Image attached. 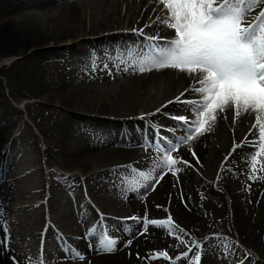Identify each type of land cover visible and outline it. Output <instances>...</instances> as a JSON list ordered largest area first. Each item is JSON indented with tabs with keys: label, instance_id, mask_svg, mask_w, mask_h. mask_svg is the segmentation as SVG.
Wrapping results in <instances>:
<instances>
[{
	"label": "bare ground",
	"instance_id": "1",
	"mask_svg": "<svg viewBox=\"0 0 264 264\" xmlns=\"http://www.w3.org/2000/svg\"><path fill=\"white\" fill-rule=\"evenodd\" d=\"M58 1L60 0L5 1L4 12L0 13V56H5L7 60L14 58L18 60L11 65L6 74L7 77L5 76L2 83L7 82V87L12 90L9 95L13 98L18 92L13 91V87L16 85L15 80H17L22 84L24 83V95H28L30 98H34L36 95V98H41L43 102L47 98L50 101H57L62 107L61 110L69 113V115L62 118L61 125H56L54 129L55 139L53 143L56 146V152L49 149L42 155L41 151L32 145L34 154H38L36 163H40L39 158L40 160L45 158L48 166L62 167L63 170L60 168L54 169V171L66 176L63 179L64 183L71 184L70 179H81L84 180L88 192L100 195L109 183L117 184V181H120V184L125 187L124 181L133 175L129 170L130 168L142 171L152 169L153 161L158 156L154 155L153 152L149 153L141 150L137 143L158 140L161 133L167 130L165 124L175 123L169 117L172 116L171 110L177 105L174 103L169 104L161 110L162 113L157 112L158 107L165 105V102L170 101L172 98L175 99L176 94L184 93L185 95L181 99L191 98L190 95L194 94L192 89L196 85L193 78L186 73L177 70H174L173 73L161 69L158 71L153 70L151 75L144 76L143 74L140 78L130 80L128 85L125 86H117L116 83H111L106 79L105 82L108 86L98 88L94 84L86 85V83L99 84V79L104 78L107 70L93 73L92 76L87 77L84 75L86 70L81 67L79 74L85 81V84L82 83L83 87L77 88L72 84L64 92L49 89L47 79L50 74L45 62L52 57L63 59V55L68 53L70 58L75 61L77 57L90 58L92 50L95 49L104 58L115 59L113 65L116 66V70L120 71V68L115 65L117 60L119 61L117 55L122 50L134 47L135 43L139 41L137 31L141 28H143L146 35L156 36L155 34L160 32L168 35L174 34V31L166 26L160 27L162 30L158 28V18L163 13L166 15V10L163 6H157L158 3L153 0H132L131 2L128 0L132 14L126 19L125 17L122 19L119 9H112L107 16L101 15L98 17L91 7H89L91 9L90 12L88 11L89 14L84 12L79 0H71L70 3L65 2L66 5L64 1ZM24 8L30 10L29 16L22 11ZM31 11H46L49 19L45 23L40 21L41 24L35 19L36 13L31 14ZM86 21H89V24ZM146 24L147 26H145ZM133 30H136V33L117 32ZM87 37L89 38L87 39ZM63 44L70 45L61 48L60 46H63ZM48 45L49 48L46 49ZM33 47L42 49L26 53ZM111 68L112 66L109 69ZM2 69L3 67H0V71ZM18 74L23 80H20ZM58 79L63 80L62 72ZM160 81L167 82L162 89L158 87ZM180 87L183 88L180 89ZM0 88H3L1 81ZM154 89L156 92H159V90L162 92L159 101H156L158 96H152L151 91ZM178 90L180 91L176 93ZM23 94H20V97ZM0 97L2 98L0 105L3 107L5 116L20 117L17 108L6 102L1 89ZM162 98L167 99L160 101ZM181 111L185 112V116L190 115L185 110V106ZM243 114L244 111L241 108L239 118ZM227 116H229V108L224 112L218 111L217 119L214 124H211L210 131L198 136L189 144L182 146L177 152L172 153L173 158L187 161L191 167L178 164L177 167H180L181 171L175 175L171 171L163 174V178L155 183L154 190L141 187L138 194L127 197L125 202L118 194L110 197H100L99 205L102 206L103 212L108 214L107 217L109 218L104 216V220L101 221L100 213L90 211L91 213L87 212L82 216L84 223L74 218L73 222L76 223V227L85 229V232L93 229L113 230L115 225L140 226L130 220L126 223L121 217L136 216L143 218L145 211H147L148 219L152 216H162L166 213V210L160 209V201L165 199L164 194H168L165 204L169 197V212L175 215L184 229H195L198 221H205L202 226L203 230L209 226V243H203V248L207 249L208 247L209 251L213 249L214 253H209V255L203 257L207 262L206 264H240L244 259V262H246L244 264H250L247 260L248 257L246 258V255L238 251L237 243H234L228 236L233 231L240 242L245 245L248 244L246 243L248 241L254 242L257 240L261 232L264 234V194L259 196L253 191V182H261L258 177L259 174L264 173V154L258 156L257 162L253 166L249 159H251L253 152L258 151V147L249 146L246 141L241 142L244 134H246L245 132L242 133L243 128L236 130L239 135L230 136V133L223 129ZM107 118H113V120L122 121V123H114ZM8 125L9 123L6 120L4 129L7 134L0 133V179L3 181L1 187L3 191L5 189V196L10 201H16L17 204L19 196L14 193V183H16V179L20 174H25V171L30 169L21 168L28 165L30 160L20 159L11 173V171H8L10 168L7 163L8 153H11L9 156L11 160L15 156L14 152L11 151L15 150L18 144L27 141L26 132L28 130L26 129L20 134L16 131L18 135L15 136H13L14 132L8 135L10 132L7 130ZM99 125H107L111 129L117 126H122V128L125 126L124 135L123 137L114 136L113 139L103 142L91 141L89 144L88 139L86 142L82 138L85 136L82 129H98L96 126ZM76 127H80L82 130L80 136L75 131ZM136 127H140L137 134L127 131V129ZM219 128H222L221 133L218 132ZM157 131L159 136L156 135ZM256 131L253 130L246 140H256L258 137ZM143 134L154 138L149 140ZM184 134L182 132L180 136ZM213 138L214 141H212ZM219 139H221L222 145L217 144ZM234 141L236 144L243 145V147L236 148L229 159L223 163L225 152H231V147L228 144L234 143ZM119 143H122L123 147H116ZM106 147L113 148L104 149ZM193 152L195 156H193ZM197 159L199 163H197ZM15 161V158H13L12 162ZM233 161L238 164V167L234 170L240 168L248 170L249 166H252L255 167V171L248 172V175L238 182L232 181V179L228 180L225 169ZM33 174H27L21 178L28 179ZM156 174L160 175V172L157 171ZM217 178L218 184L223 183L221 187L224 188L225 183H227L222 192H219V189L213 185ZM58 188L60 187L58 186ZM80 191V196L74 193L76 198L84 197L82 186H80ZM55 194L57 195L56 200L60 202L61 199L69 200L62 188L59 192L57 190ZM95 200L97 201L96 196ZM109 200L115 201L119 206ZM69 202L66 207L70 209V215L73 214L74 217V212L80 208L81 201H77L75 204L71 200ZM53 203L57 204V201ZM6 206V212L9 211V213L5 215L0 213V221L4 225H7L4 220L9 222L8 227L11 226L9 231L11 236L8 240H16L17 243H11L10 241L8 245L0 249V264H29V258H32L33 261L37 260V249L40 250L42 255L46 254L48 259L54 261L56 254L65 255L66 248L68 250H78L84 255L85 259L68 261L66 258H58L54 261V264H172L164 260L162 255H154L163 253L167 243H138L139 238H135L133 240L135 243L128 246H125L127 243H118L117 251L112 253L97 251V243H75L78 238L72 236H69L72 240L71 243H52L48 233L43 235L45 218L42 212L38 211L34 214L32 209L27 212L25 208H20L23 213H18L16 205L6 203ZM83 207H89L86 197L83 199ZM210 210H212V214ZM198 214H201L202 218ZM112 218L118 219V222L111 220ZM107 220L114 223L111 229H107ZM18 221L20 227H18ZM207 221H209V225H207ZM68 222L71 223L70 220ZM65 232L70 234L73 231L67 229ZM115 232L118 233L119 228ZM213 234L226 239L213 241L211 239ZM0 235L2 236V232H0ZM42 238L45 239V243H41ZM19 241L21 243H18ZM190 244L195 245V243ZM225 244H230L231 248H226ZM250 244L258 255H264V243ZM220 248H225L226 252H220ZM166 252L170 257L179 254V251L175 248ZM56 257H59V255Z\"/></svg>",
	"mask_w": 264,
	"mask_h": 264
},
{
	"label": "snow or ice",
	"instance_id": "2",
	"mask_svg": "<svg viewBox=\"0 0 264 264\" xmlns=\"http://www.w3.org/2000/svg\"><path fill=\"white\" fill-rule=\"evenodd\" d=\"M163 6L166 15L158 18L160 25L174 31V37L160 43L161 37H146L148 44L144 49L122 50L117 58L121 63L132 67L143 74L153 70L174 69L186 73L194 79L198 86L192 91L199 99H181L185 94L181 93L169 104H182L185 110L191 113L187 116H170L176 121V128L182 129L183 136L176 137V128L169 129L174 139L159 136V140L151 146L160 153L153 161L152 169L148 171L130 168L133 174L124 181L125 191L138 192L145 188L154 190L155 183L163 178V174L171 171L173 175L181 171L178 164L187 165V161L173 158L172 153L177 152L211 130V124L217 119V112H224L228 108H235V115L239 117L241 108L244 113H256L255 125H258V137L256 140L247 141L249 146L258 147V151L251 154L253 166L257 157L264 154V0H156ZM257 8L259 11L252 23H246L249 15ZM141 36L143 30L139 31ZM95 64V60H93ZM107 67V65H105ZM127 70V67L124 69ZM163 107H167L164 105ZM160 109H157L159 112ZM154 115V114H153ZM143 119V117H141ZM243 145L234 143L233 151ZM195 156V153H192ZM197 163L199 160L197 159ZM159 171L160 175L156 172ZM255 171V167H253ZM159 207V206H158ZM101 221L104 220L100 214ZM126 223L133 221L140 225V232L147 231L149 225L165 228L171 235L184 233V230L176 226L171 216L164 221L149 220L147 211L145 216L122 218ZM131 225L125 227V232L131 235ZM0 249L8 242L9 229L0 221ZM92 236H96V230H90ZM179 239V236H177ZM207 239V238H206ZM213 241L226 238L213 234ZM97 251L112 253L117 251L118 240L103 232L97 237ZM183 243V241H180ZM131 244V240L125 246ZM195 251L188 247V252L183 253L187 264H199L203 249V242L195 243ZM231 248L230 244H225ZM71 259L84 260L82 253L75 249H69ZM191 253V255H189ZM154 255H163L167 258V252ZM29 264H43L42 260L33 261L29 258Z\"/></svg>",
	"mask_w": 264,
	"mask_h": 264
},
{
	"label": "rangeland",
	"instance_id": "3",
	"mask_svg": "<svg viewBox=\"0 0 264 264\" xmlns=\"http://www.w3.org/2000/svg\"><path fill=\"white\" fill-rule=\"evenodd\" d=\"M5 1L6 0H0V13L4 12V8L6 6V2ZM131 1L132 0H130V2ZM85 2H86V0H84L82 2H79V3L80 4H84ZM88 6H90V5L88 4ZM117 7L119 9V12H120L122 18L125 17V19H126V17H128L129 15L132 14L128 0H103L102 2H100V4H98V9L96 10V8H93L92 11L94 13H96L98 17H100L101 15L102 16L103 15L107 16V14H108V12L110 10H112V9L116 10ZM87 10L89 11L91 9H86L85 10L86 13L89 14L90 11L88 12ZM22 11L29 16L30 10L28 8H24V9H22ZM34 13H36L35 19L38 20L39 23H41V24H42V22L45 23L49 19L48 14H47L46 11H31V14H34ZM40 21H42V22H40ZM88 22H87V24H89ZM158 28L161 30L160 27H158ZM144 37L146 38L148 36L144 35ZM88 38L89 37H87V39ZM59 45H61V44H59ZM63 45H66V44H63ZM68 45H70V44H67L66 46H68ZM48 48H49V45L46 46V49H48ZM39 49H42V48H38V47L34 48L33 47L32 49H30L26 53H31V52L39 50ZM91 55L92 56L90 58H87V59H83V57H77L75 59V61H73V59L70 58L68 53L66 55H63L64 56L63 59H59V57L55 58V59H54V57L48 59L45 62V65L47 66L48 72L50 74V76H48V79L46 77V79L49 81V83L47 84L48 88L50 87L49 89L52 88V89H55L57 91L64 92L65 90H68V88H70V86L72 84L74 86H76L77 88L83 87L82 83L85 84V81L82 79V76L79 74L80 68L83 67V69L86 70V72H84V75L87 76V77H88V75H86V73H88L87 72L88 69L89 70H97V68H98L97 64H93L92 61L94 60L95 57L99 58L100 54H98L97 50L93 49L92 52H91ZM58 56H60V55H58ZM0 63H4L3 62V57H0ZM9 68H10V66H7V67H5L6 70H3L2 72H0V75H1L0 76V81H1V84H2V87H3V88H0V89H1V91L3 93V95H4V98H5L7 103L9 105L15 107V108H19L17 110H18V112L20 114V120H21V122L23 124V130L24 131L26 129L28 130L26 132V135L28 136L27 141L24 142V143H20L19 144V149L17 150V152L19 151L21 156H32L31 152H33V150L30 148V146H31V144L33 142L39 140V137L37 135H41L40 136L41 137V141H40L39 144L45 146V150H44L43 153H45V151H47L49 149L56 152V146L53 143V141L55 139V137L53 135V132H54V129H55L56 125L59 124V126H60L62 118L65 115H69V113H67L66 111L61 110L62 107H61L60 103L57 102V101H54V100L50 101V99L47 98L46 99L47 101L45 100V102H43L41 100V98H38V97L36 98V95H35L34 98H30L28 95H24L23 94L24 93V87H23L24 83L22 84V82L17 81V80H15L16 85L13 87V91H18L16 96H19V97L15 96L13 98L12 96H10L8 94V92L11 89H9L7 87V82L6 83H2V82H4L3 80L5 79L4 76L7 77L6 74H7L8 70H9ZM61 72L63 73V80H59L58 79V76L61 74ZM18 76H19L20 80H23V78L19 74H18ZM155 77H158V76H155ZM73 80H74V82H73ZM61 82H64V83H61ZM103 82H105V80H103ZM93 84L98 86V88L99 87H107L108 86L107 83H103V84H98V83L87 84L86 83V85H93ZM166 84H167L166 81L165 82L164 81H160V82H158V87H160L162 89V88H164L166 86ZM119 85H122V84H120V83L117 84V86H119ZM182 88L183 87H180V89H182ZM179 91L180 90H178L176 93H178ZM151 92H152V96H158L156 101H159V99L162 96V92H160V90H159V92H156L155 89L152 90ZM20 94H23V95L20 97ZM166 99L167 98H162L160 101H165ZM195 99H198V98H195ZM171 100H175V99L172 98ZM1 101H2V98L0 97V102ZM27 104H29V105H27ZM174 104H176V103H174ZM177 105H180V104H177ZM26 106H27V111H26ZM20 109H22V111H20ZM2 110H3V107L0 105V115H5V114L1 113ZM179 111H180V109H179L178 106L175 107L172 110V112L175 113V115H179L180 114ZM59 114H62V115H59ZM7 115H8V113H7ZM89 116H96V115H89ZM113 117L114 118H118V117H115V116H113ZM16 118H17L16 116H12V117L8 116V117H6L8 123L10 124L9 127H8V130L10 132L16 131L15 128L17 127V124H14V121L16 120ZM107 119H112V118H107ZM233 119H234L233 116H229L228 119H227L228 120V124L230 122H232ZM225 124H224L225 128L223 127V129L227 130L228 129V124L227 123H225ZM75 131L76 132L78 131V127L75 128ZM85 131H88V133H89L91 131V129L86 128ZM110 131L111 130L108 131V129H95L93 131L94 135L92 137H91L92 133H90V134L85 135L82 138L86 141L87 140L86 137H89L90 138L89 144L91 142V139L96 140V141L97 140L103 141L105 139V135L109 134ZM219 131H220V129H219ZM221 131H220V133H221ZM227 133H230V135L232 134V131H231L230 128L228 129ZM83 134H85V132ZM223 134H224V132L221 134L222 135L221 138L223 137ZM218 138H219V136H218ZM220 140L221 139H219V141L217 143L218 145H222ZM212 141H214V138L212 139ZM39 144L37 143V145H39ZM228 145H230V143ZM44 161H46L45 158L42 160V162L44 163ZM41 167L42 166H40L39 169L37 170L36 179L40 181L41 186L45 187L47 185H45L41 181L42 177H43V171H41ZM50 176L52 178H54V179H58L59 178V176H55L54 174H51ZM70 181H72L71 184L70 183L68 184L67 182L64 183V184L65 185H73L74 183L75 184L78 183L77 180L70 179ZM109 185L112 186L113 184L109 183ZM58 186L61 187V185L54 184L53 191L58 190V192H59L60 188H58ZM113 190H114V188H112L110 186H106L102 190L103 192L100 195L97 194L96 196H97V198H99V197L103 198V196L108 197L107 195L113 194ZM93 196H95V194ZM167 196H168V194H164L165 198ZM105 200H108V199H105ZM68 203H70V202H68ZM59 206H60L59 207V209H60L59 214L61 216V220H63V218L68 215L69 209H68V207L65 208V206L62 207L61 203L59 204ZM210 212L212 214V211H210ZM138 229H140V228H138ZM254 242H262V239L258 238ZM18 243H21V242L19 241Z\"/></svg>",
	"mask_w": 264,
	"mask_h": 264
}]
</instances>
